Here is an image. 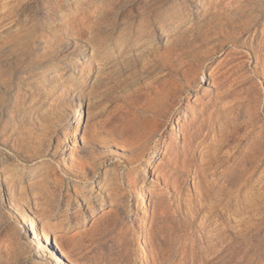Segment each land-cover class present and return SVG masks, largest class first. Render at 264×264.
Returning <instances> with one entry per match:
<instances>
[{"label":"rangeland","instance_id":"rangeland-1","mask_svg":"<svg viewBox=\"0 0 264 264\" xmlns=\"http://www.w3.org/2000/svg\"><path fill=\"white\" fill-rule=\"evenodd\" d=\"M23 217L60 264H264V0H0V264H55Z\"/></svg>","mask_w":264,"mask_h":264},{"label":"bare ground","instance_id":"bare-ground-1","mask_svg":"<svg viewBox=\"0 0 264 264\" xmlns=\"http://www.w3.org/2000/svg\"><path fill=\"white\" fill-rule=\"evenodd\" d=\"M177 87H179V89H181V85L180 84H176ZM73 153V152H72ZM31 222H29L27 220L26 217H23L22 222L26 224V222H29V230H31V234L33 235V239L36 240L37 245L39 246V251L42 252L41 256H43V259H45L46 261L51 259V258H55V264H60L62 257H66L67 260H69L70 256L68 255V253L63 249V247L60 245V243L58 241H56L55 239V245L53 243V237L50 233V231L48 229H46L45 227H41V231L38 232V227L36 224V221L34 219L30 220ZM42 240L46 243L49 244H53V246L56 248L57 247L60 249L61 254L58 256H53V254L50 251V246L47 247L44 244H42Z\"/></svg>","mask_w":264,"mask_h":264},{"label":"trees","instance_id":"trees-1","mask_svg":"<svg viewBox=\"0 0 264 264\" xmlns=\"http://www.w3.org/2000/svg\"><path fill=\"white\" fill-rule=\"evenodd\" d=\"M51 247H52V249L54 250V251H56L57 252V254H59L60 255V253H58V250L53 246V244H51L50 245Z\"/></svg>","mask_w":264,"mask_h":264}]
</instances>
